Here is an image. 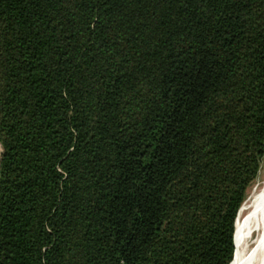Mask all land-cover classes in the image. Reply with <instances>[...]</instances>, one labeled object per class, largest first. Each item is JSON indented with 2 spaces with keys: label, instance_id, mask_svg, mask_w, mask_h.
<instances>
[{
  "label": "trees",
  "instance_id": "obj_1",
  "mask_svg": "<svg viewBox=\"0 0 264 264\" xmlns=\"http://www.w3.org/2000/svg\"><path fill=\"white\" fill-rule=\"evenodd\" d=\"M0 147V264H231L264 0H0Z\"/></svg>",
  "mask_w": 264,
  "mask_h": 264
},
{
  "label": "bare ground",
  "instance_id": "obj_2",
  "mask_svg": "<svg viewBox=\"0 0 264 264\" xmlns=\"http://www.w3.org/2000/svg\"><path fill=\"white\" fill-rule=\"evenodd\" d=\"M250 235L255 237L247 246L246 238ZM234 243L236 254L231 264H264V181L239 210Z\"/></svg>",
  "mask_w": 264,
  "mask_h": 264
},
{
  "label": "rangeland",
  "instance_id": "obj_3",
  "mask_svg": "<svg viewBox=\"0 0 264 264\" xmlns=\"http://www.w3.org/2000/svg\"><path fill=\"white\" fill-rule=\"evenodd\" d=\"M0 153H1V147H0ZM264 181V161L261 163V166H260V171L258 173V176L256 178V180L251 184V186L249 187L248 189V196H247V199L245 200V202L249 199V197L251 196L254 188H256L257 186H261L262 182ZM244 202V203H245ZM243 203V204H244ZM242 204V205H243ZM241 208V207H240ZM240 210V209H239ZM239 212V211H238ZM238 216V215H237ZM237 219V218H236ZM254 235H250L246 238V245L247 246H251L252 244V241L254 239ZM248 242V243H247Z\"/></svg>",
  "mask_w": 264,
  "mask_h": 264
}]
</instances>
